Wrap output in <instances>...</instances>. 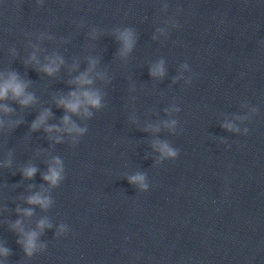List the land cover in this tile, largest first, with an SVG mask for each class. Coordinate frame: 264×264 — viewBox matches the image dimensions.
<instances>
[{"label":"water","instance_id":"obj_1","mask_svg":"<svg viewBox=\"0 0 264 264\" xmlns=\"http://www.w3.org/2000/svg\"><path fill=\"white\" fill-rule=\"evenodd\" d=\"M57 58V73L41 70ZM84 72L101 96L91 116L57 106ZM11 73L35 102L0 112L4 264H264V0H0ZM45 110L46 126L68 115L85 131L32 130ZM37 193L47 208L28 203Z\"/></svg>","mask_w":264,"mask_h":264},{"label":"clouds","instance_id":"obj_2","mask_svg":"<svg viewBox=\"0 0 264 264\" xmlns=\"http://www.w3.org/2000/svg\"><path fill=\"white\" fill-rule=\"evenodd\" d=\"M125 44V53L130 51L133 45L132 34L130 31H125L122 36ZM35 60V56L32 57ZM63 61L57 59H50L49 62L42 66L41 70L49 76L54 75L59 71L60 64ZM94 66V64H93ZM91 69H89V72ZM89 72H84L78 76L73 83L80 86L83 90H75L69 94V97H61L57 101L58 107H63L67 112L79 114L80 110L83 108V114L85 116H91L92 113L89 111V106L91 108L101 107V96L98 92L89 90L85 86H89L93 83V80L89 77ZM151 74L154 76H163L164 68L163 63L154 66L151 69ZM27 84L21 80L16 73H11L7 76L0 75V112L7 114L11 109L3 103L9 98L17 101L21 106L27 107L35 102V97L33 94L27 92ZM50 116V111H43L39 117L33 122L32 130H38L44 126V130L48 133L53 131L66 130L67 132L83 133L85 129L78 128L74 123H71L70 117L65 115L63 118L64 129L57 128L55 126H46V121ZM2 123V121H0ZM175 123V122H173ZM71 125V126H69ZM226 127L232 128V125H226ZM59 140V138H57ZM158 148L162 153V156L176 157L178 155V150L171 148L167 143L159 144ZM37 172L36 167H27L23 170V175L26 178H32ZM63 166L59 158H56L50 165L47 174L44 175V180L49 182L52 186H56L62 179ZM132 182H138L142 188L147 189L148 185L144 182L145 177L143 175H136L131 178ZM50 198L46 196H41L39 193L32 195L28 198V203L31 205H40L43 208H47L50 205ZM19 211V209H18ZM24 215L31 216V209L24 210ZM46 225V221L41 220L39 223V228L43 229ZM14 228H21V221L17 220L13 225ZM39 233L32 231L25 234L23 241L24 248L28 255H32L37 249V238ZM8 255V249L0 247V256L6 257ZM0 264H4L3 259H0Z\"/></svg>","mask_w":264,"mask_h":264}]
</instances>
